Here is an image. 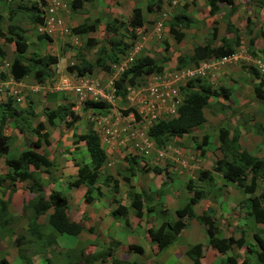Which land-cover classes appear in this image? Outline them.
I'll return each mask as SVG.
<instances>
[{
	"label": "rangeland",
	"instance_id": "1",
	"mask_svg": "<svg viewBox=\"0 0 264 264\" xmlns=\"http://www.w3.org/2000/svg\"><path fill=\"white\" fill-rule=\"evenodd\" d=\"M17 1L0 0L1 16L6 17L8 10H13ZM25 1L39 3L40 0ZM43 1L45 2L46 0ZM71 1L60 0L63 6V9L60 11V19L63 20V23L55 31H52L50 36L47 35L49 36V40L43 39L37 42L34 39L35 33L41 32L31 27L26 22L24 15H21L19 12L14 15L11 21L24 30L27 38L28 48L24 55H22L23 60L29 58L32 52H36L42 56H53L57 60L55 64L47 66L46 69L49 72V77L44 78L41 85L38 86L40 88L35 93H31V88L37 83L34 77L29 75L28 78L23 80L22 87H15L17 94L19 93L21 97L23 96L25 104H28L30 99H36L38 96V100L35 101V106L37 107L43 106L42 92H51L52 95L46 98L47 102L53 103L60 100L59 102H62L59 103L62 104L60 106L70 105V110L74 111L79 117L76 122L68 126L63 125V123L58 124V121L55 120V129H51L44 122L45 130L48 133L50 132V150L52 151L55 146L59 149H61V146L71 148V144L68 146V142L71 143V139L67 140L68 135L73 133L77 135L82 134L90 126L98 134L100 146L106 154L105 163L99 169V177L90 192L92 197L91 202H85V186L79 185L77 188H68L66 186V178L69 177L68 182L73 181L75 170H77L69 165L71 162L69 152L63 151L61 156L58 157L55 155L54 160L60 161H55V176L62 179L52 177L50 182L55 180L53 182V190L62 193L67 200L69 209L73 210L74 208L72 219L80 222L84 229L87 230L86 224H88L89 218H95L92 221L94 223L89 227L91 231L96 229L104 231L107 226L105 222L109 220V229H105V232L102 233V236L106 239V244L110 241V245L106 247L114 249L115 246H118L120 258H124L128 254L126 253L128 246L132 245L131 240L133 243L137 242V246L145 250L147 248L150 252V259L146 254H143L142 257L139 255L135 256L136 259L139 257L138 261L143 264H177L178 261L173 254V247L175 244L181 243L180 240L183 236L187 237L184 240L189 243L205 244L206 238L202 231L201 222L198 220V215L207 206L216 209L215 216L218 220V232L220 236H233L236 238L239 233L246 243L254 244L251 234L263 228L260 236L264 238V227L254 225L250 219L245 218L247 212L246 199L261 192L264 184L257 179L254 193L244 195L240 188L222 179L220 173L212 171L214 162L221 155L218 151V142L216 140V130L219 127H227L228 129L236 127L240 134V148L256 157L264 156V133L262 138L255 133L257 126H262L264 129V99L262 101L257 100L252 91L253 84H256L260 79L264 82V0L234 1L235 12L230 17L229 22V28H232L231 34H227L225 24L228 21L222 15H208V9L205 6L204 0H163L161 8L156 13L144 14V25L137 31L136 39L132 40L130 38L127 31L128 28L125 32L124 30H119L117 35L122 36V40L128 48L126 47L123 53L117 54L116 63H112L111 61L105 62L110 69L109 72H104L95 66L90 74L80 77L81 83H79L75 73H69L66 67L77 64L81 55L87 62L93 63L101 53L99 52L100 47L106 45L107 40L118 38L117 35L112 34L110 26L107 29L109 24H106L108 21L106 17L113 14L111 6L115 2L120 6L118 17H122V14L125 17L119 18L120 20L126 19L129 16L127 13L130 10L128 12L123 11L125 7L123 1L125 0H112L111 5H109L111 0H108V3L105 5L104 2L99 5L97 4L98 0H93V3L90 2L89 5H84L82 11H71L69 5ZM142 5L144 6V1H142ZM87 6H91L92 9ZM83 12H86L88 18H82ZM177 12H183L191 20L187 28L181 26L178 28L179 31L184 33L183 40L180 43H175L167 33V22ZM95 18L100 19L96 23L95 31L84 36H75L70 33L72 27L82 22H92ZM246 18H248V22ZM5 24L6 21L1 24L3 28ZM212 28H215L214 38L211 37ZM234 35L240 39V44L234 47V54L238 56L236 60L221 61V58H208L203 61L205 64H210V66L203 69L204 74L198 77L199 81L191 78L195 80L194 82L197 86L209 84L215 90V93H219V87L229 90L230 96L228 99L223 100L221 95L216 97L212 95L208 99V105L202 111L205 122L200 128L190 130L182 138L171 139L164 147H155L148 137H146L145 132L155 122L167 120L176 115V107L182 100L180 88L188 81L182 74L185 68L177 69V60L175 58L189 54L193 47L198 45L207 43L219 46L220 39H230L233 41ZM87 39H90L96 45L90 49L86 48ZM251 39L254 41L252 46L249 47L247 42ZM1 44L0 40V47L5 52V59L0 63L2 64L0 67L3 69V63L6 62L9 65L14 47L12 44ZM251 51H254L255 57L250 55ZM142 55H146L156 62H161L165 56L169 59H166L165 62L162 61L159 73L134 78L132 85H127L125 91L119 97L112 96L113 81L131 64L133 58ZM129 57L131 58V62L125 65L124 61ZM213 62L214 65L212 64ZM199 65L193 68L197 69L200 67ZM251 67L256 69L258 73L256 79L250 72ZM3 71V74H5L7 69ZM77 84L82 88V84H94L96 91L103 95L102 97H96V102L103 103L105 107L101 109L91 108L84 111L82 109L83 102L88 101L91 97L84 89L80 91V94L75 93L74 88ZM3 93L6 94V90ZM34 94L36 96L32 97L31 95ZM61 94H63L62 97ZM1 96L2 94L0 93ZM5 96L0 98V106L6 100L7 96ZM10 98L13 99L12 96ZM12 101L15 107L16 104H20L21 106L24 102L22 100L16 102L15 99ZM150 102L152 103L153 110L149 108ZM30 103L32 102L30 101ZM30 106L24 109L28 110ZM44 106L46 107L38 108V117L48 110L55 109L54 103H47ZM69 117H67V120H70ZM41 118L44 121L45 117L43 115ZM38 120L39 118L36 119V121ZM71 120H73L72 117ZM204 136L206 137V143L198 149L197 145L200 144ZM54 140V145H51V142H54ZM147 141L151 143L150 146L145 145ZM77 147L78 150L77 153L75 152L73 160L81 165L87 162L88 159L84 154V144L79 142ZM25 149H38V147H36L34 142H29L25 146ZM16 151H18L16 147L10 150L9 156H15L17 154ZM132 157L135 158L133 177L130 176L127 162V159ZM65 160H68V162ZM202 170L212 173L213 185L204 184L196 180L198 171ZM105 177H111L107 185L103 184ZM124 177L129 179V182H126ZM42 178L46 180H43L45 183L48 182L47 172L42 173ZM112 180H115L114 184H112ZM189 180H191L192 190L197 188L202 189L206 197L193 207L194 217L186 221L184 228L186 233L182 232L179 234L181 239H178L168 249L155 254L157 249L153 247L150 250L149 243L152 244V242L145 239L146 234H148V230L146 234L145 230L149 227L155 228L162 219L169 224L176 223L175 209L180 208L191 196L185 189V184ZM248 180L247 178L246 183ZM38 182L43 186L42 180H38ZM113 185L116 186L115 189ZM46 186L49 185H45L44 187ZM129 186H132L133 192L137 191L145 194L146 201L142 207L143 211L140 218H135L133 211L129 209ZM47 189L48 187H46V191L44 192L45 195L49 193ZM23 191L24 189L21 185L16 186L14 196L18 198H12L13 200L15 199V204L8 208V213L14 217L15 224H11L14 233L13 238L15 239L16 236L24 235L28 240H35L26 229L27 220L24 218L19 219L21 206L25 204V200H21ZM0 198L4 199L1 193ZM111 198L126 208V215L124 217L118 214L112 215L114 214L113 209L115 205L111 202ZM154 200L157 203H153ZM147 208L152 210L151 213L146 211ZM117 221L118 225L122 228L111 231ZM35 222L45 229L42 236L38 239L39 244H45L46 239L50 238L49 233L51 232H48L43 216L38 217ZM127 223L131 228L126 226ZM133 228L135 229L134 231L132 230ZM87 236L88 239H86ZM192 236L197 239L192 240ZM36 242L37 240L33 244L27 243L26 246L14 247L9 239L1 240L0 257H3L6 252L12 253V249L16 253L17 248L20 250L24 248L25 252L23 256L28 259L30 258V261L32 254L39 252L37 251L38 246ZM55 242V245L47 246L42 251L44 255L46 254L49 257L50 264H57V260L61 259V255L70 251L68 249L74 250V253L81 250L87 256L104 253V248H102L104 247L102 246L104 242H102V238L100 234H97V231L94 233L84 231L78 237L56 236ZM117 243L120 244L118 245ZM88 245H90V248H87ZM207 246H205V249ZM206 254L205 260H208L210 256ZM16 255L18 258L20 257L17 253ZM35 259L34 262L36 264H46L44 259H41V256Z\"/></svg>",
	"mask_w": 264,
	"mask_h": 264
},
{
	"label": "trees",
	"instance_id": "2",
	"mask_svg": "<svg viewBox=\"0 0 264 264\" xmlns=\"http://www.w3.org/2000/svg\"><path fill=\"white\" fill-rule=\"evenodd\" d=\"M10 1V0H8ZM133 5L130 9V14L126 19L119 20L106 17L108 20L106 24H109L113 35H117L119 30H125L128 28V34L132 40L136 39L137 31L140 30L144 25V14L156 13L163 4V0H131ZM144 1V6L142 5ZM235 0H204L205 6L207 7V13L209 16L216 14L222 15L228 22L225 24L227 34L232 33V28H229L230 17L235 12L234 2ZM90 0H72L69 5L71 11L80 10L84 3H89ZM45 5L43 0L39 3L18 0L13 10H8L6 17H2L0 14V40L1 45H10L14 47L13 56L7 67L5 74L0 72V80L6 79V74L13 81H20L29 75L34 77L37 84H41L44 78L49 77V72L46 69L48 65L55 64L57 62L55 57L42 56L36 52H32L26 60H23L22 55L28 48L27 38L25 32L16 23L12 22L14 15L19 12L24 15L26 22L36 30L43 24L42 7ZM100 19L95 18L92 22H82L70 29V33L75 36H84L88 33L95 31L96 23ZM6 21L4 28L2 23ZM248 22V18H246ZM191 23L189 16L183 12H177L174 16H171L167 22V33L175 43H180L183 40L184 33L179 31L178 28H187ZM105 28V27H104ZM106 30V29H105ZM35 31V30H33ZM34 39L41 41L43 39L49 40V36L45 33H35ZM118 38L107 40L106 45L100 47V55L95 59L93 63L87 62L83 56H79L77 64L67 66L66 70L69 73H75L78 77H84L90 74L95 66L99 67L104 72H109L106 61L116 63V56L118 53H123L126 47L121 35H117ZM211 37H215V28H212ZM219 46H213L210 44H203L193 47L191 52L184 56H177L176 67L180 68H193L196 67L200 62L208 58H220L234 55V47L240 44L239 37H233V41L230 39H220ZM253 39L247 42L248 46L251 47ZM96 44H93L90 39L86 41V48L90 49ZM252 57H255L254 51L250 52ZM5 59V52L0 47V63ZM169 58L165 56L162 61H166ZM156 62L152 58L142 55L133 58L131 64L122 71V73L113 81L114 96L119 97L122 92L125 91L127 85H132L134 78L142 75L159 73L161 71V64L163 62ZM1 65V64H0ZM250 72L256 79L258 73L256 69L251 67ZM195 81V80H194ZM194 81L186 82L184 87L180 88L182 92V100L176 107V115L173 118L167 120H159L149 126L146 130V137L150 142L157 148L164 147L170 142L171 139L182 138L187 135L190 130L198 129L205 122L203 116V109L208 105L209 97L222 96L223 100L228 99L230 91L219 87V93H215V90L211 88L209 84L197 86ZM199 81V79H197ZM264 82L260 79L256 84H253V95L257 100L262 101L264 99ZM7 97L6 100L1 104L0 108V158H4V164L8 168V172L0 177V190L1 195L4 199L0 198V237H5L11 234V224H15L13 218L8 213L10 206V200L12 195L16 191V186L21 183L30 180V185L24 187L25 191H28L33 195L25 204L21 207V214L19 219L24 218L27 220L26 229L33 236L35 240H28L24 235L16 236L12 241V246L18 247L21 245L26 246L33 244L37 240L39 252H42L45 247L56 244V236L65 235L68 237H75L80 232H89L90 229L85 230L82 224L70 219L67 216L66 198L59 191L53 190L52 177H55L56 170H54L55 155L49 154L45 149L48 146L49 133L43 128L42 122H35L34 126H31V122L26 120L27 116L31 115L29 110H19V108L13 105V99ZM104 104L100 102L84 101L83 110L88 109H101L104 108ZM70 105L58 106L53 110H48L42 115L45 117L44 122L50 127H54V121L57 120L58 124L63 123L66 126L76 122L79 117L77 114L70 110ZM24 115V116H23ZM34 116V115H33ZM31 116V117H33ZM70 116V117H69ZM67 117L70 120H67ZM71 117L73 120H71ZM19 119L21 122V128L19 131L30 132L35 136L42 144L44 149L38 152L36 149H25L18 152L15 156H7L8 147H10L11 140L9 137L4 136L3 129L9 121ZM216 140L218 142V151L220 157L214 162L212 171L220 173L222 179L228 183L234 184L235 187L240 188L242 194L250 195L253 194L256 189V180L264 184V156L256 157L247 153L245 150L240 148L239 145V130L234 127L228 129L227 127H219L216 130ZM260 138L263 137L264 129L262 126H257L255 132ZM206 137L202 138V141L197 148L199 149L206 142ZM84 144V154L87 157V162L79 164L75 160L71 161V165L75 170V178L73 181L68 182L66 178V186L68 188H77L79 185L86 187L85 190V202H90L92 197L90 192L92 191L93 185L96 182L98 171L101 166L105 163L106 154L100 146L98 134L94 132L92 127H88L82 134H72L71 144L74 151L78 150V143ZM59 148H53L55 153ZM202 153V151H200ZM56 157H58L56 155ZM57 162V161H56ZM128 170L130 176H134L135 158H128ZM47 172L48 182L47 184L49 193L44 194L45 188L38 180L42 173ZM55 172V173H54ZM54 173V174H53ZM50 174V176H49ZM77 175V176H76ZM42 177V175H41ZM247 178L249 179L246 183ZM43 179V178H42ZM111 177H105L103 184L107 185ZM126 182L129 179L124 177ZM213 176L210 171L202 170L198 171L196 180L203 182L204 184L213 185ZM44 180V179H43ZM46 181V180H44ZM55 181V180H54ZM114 184L115 180H112ZM38 182V183H37ZM191 180L185 184V189L191 196L187 201L180 207L175 209L174 215L177 218L176 223L169 224L167 221L162 219L158 227L148 229V234L145 239L150 240L157 249L158 252L166 250L169 246L173 245L179 236L180 231L185 226L187 220L194 217L193 207L201 200L205 199L206 194L202 189L192 190ZM35 184V185H34ZM34 185V186H32ZM115 185L113 188L115 189ZM97 190V188H95ZM128 198H129V209L133 211L135 218H140L143 211V205L146 201L145 194L143 192H133L132 186L128 187ZM213 200V199H212ZM111 202L115 205L113 209V216L118 214L121 216L126 215V208L122 206L118 201L111 198ZM247 212L245 218L250 219L254 225H261L264 227V188L255 196H251L246 199ZM153 203H157L156 200ZM159 203V202H158ZM146 211L151 213L152 210L147 208ZM246 211V210H245ZM216 209L207 206L200 215L198 220L201 222L202 231L206 238V245L216 251L218 256H222L218 260V264H264V238L260 236L262 230L258 229L257 232L251 234V239L254 244H248L245 242L242 235L238 233V237L228 236L222 237L218 232V220L215 216ZM43 216L48 232L50 231V238L46 239L45 244H39L38 239L42 236L45 229L38 225L35 221L38 217ZM197 217V216H196ZM17 219V218H15ZM126 224V221H125ZM128 226V223L127 225ZM129 227V226H128ZM116 244V243H114ZM119 245V243H117ZM110 243L104 244V253L101 255L87 256L84 255L81 250L74 253V250L68 249V253L61 255V259L57 260V264H96L105 263L108 260L109 264H143L138 259L133 261H120L114 254L118 249L115 246L114 249L106 247ZM241 250V251H240ZM24 248L21 250L17 248V254L21 257L23 264H32L31 260L24 257ZM126 253L133 254L135 256L142 254L141 247L132 244L127 248ZM33 255V254H32ZM183 255L187 258L188 264H200L202 256V244L194 243L188 245L184 250ZM63 262V263H62ZM0 264H6L5 260L0 257Z\"/></svg>",
	"mask_w": 264,
	"mask_h": 264
},
{
	"label": "crops",
	"instance_id": "3",
	"mask_svg": "<svg viewBox=\"0 0 264 264\" xmlns=\"http://www.w3.org/2000/svg\"><path fill=\"white\" fill-rule=\"evenodd\" d=\"M47 1V2H46ZM45 1V5H46V3H47V5L49 4V0H46ZM60 1V0H59ZM114 1V0H113ZM116 1V0H115ZM90 2H92L93 3V0H90ZM90 2L89 3H84L83 4V6L84 5H86V4H90ZM104 2V5L106 4V3H108V0H98L97 1V4H101V3H103ZM111 3H112V0H111V2L109 3V5H111ZM123 3L125 4V7L123 8V11H129L130 9H131V7H132V5H133V2L131 1V0H125V1H123ZM44 5V6H45ZM83 6H82V8L80 9L81 11H82V9H83ZM88 8H90V9H92V7L91 6H87ZM111 9H112V12H113V14L110 16L109 15V17H111V19L112 18H115V19H119V18H125L124 17V14H122V17H118L119 16V11H120V6H119V4L117 3V2H115L114 3V5L113 6H111ZM96 11H98L97 9H96ZM118 14V15H117ZM128 15L130 14V11L127 13ZM58 15L60 16V12L58 13ZM82 18L83 19H86V18H88V16L86 15V12H83L82 13ZM120 20V19H119ZM230 20V19H229ZM63 20H61V22H62ZM63 23V22H62ZM54 30H55V28H54ZM238 56L236 55V54H234V55H232V56H230V57H228V58H225V60H227V61H230V60H232V59H235L236 60V58H237ZM10 61V60H9ZM4 62V61H3ZM4 65L2 66L3 67V69L0 67V72L1 73H3L4 71V69H7L6 67H8V64L5 62V63H3ZM2 65V64H1ZM70 75V74H69ZM70 76H72V75H70ZM6 77H7V80H5V79H3V80H0V82L1 83H6L7 85H8V88H7V90H6V94H4V93H1L2 94V96H7V97H10V96H12L13 97V99H15V101L16 102H19V101H24L23 102V104H21V106H20V104L19 105H17L16 104V107L17 108H19V110H22V109H24L25 107H27V106H30V104H32V106H30V108L28 107V111L30 110L31 111V115H29V116H27V118H26V120H28V118H29V121L31 122V126H33L34 125V123L35 122H42L43 123V128H45V124H44V121H43V119L41 118L40 119V117H42V115H39L40 117H38V114H37V110H38V108L39 107H41V108H43V107H46V106H44L45 104H47V103H50V104H55V107L54 108H56L57 106H60V105H62V104H59V103H62V102H59V101H54L53 103H51V102H47V100H46V98H48L49 97V95H52L51 94V92H42L43 94H42V96H41V98H42V101H43V103H42V105L43 106H35V101L36 100H38V96L36 97V99H34V98H32V99H30L29 100V103H30V101L32 102V103H28V104H25V100H24V98H23V96L21 97V94L19 95V93L18 94H13L15 91L17 92V90H16V88L15 87H22V82H23V80L25 79H22V80H20V81H13L9 76H8V74H6ZM78 77V76H77ZM26 78H28V77H26ZM78 79V81L80 80V77H78L77 78ZM64 80V79H63ZM26 82V81H25ZM25 85V84H24ZM41 84H36V85H34L31 89V93H35L36 91H37V89L38 88H40V87H38V86H40ZM24 87V86H23ZM8 92V93H7ZM59 93H61V92H59ZM62 95L63 94H61V97H62ZM1 96V97H2ZM5 96V97H6ZM32 97H34V96H36V94H34V95H31ZM0 97V98H1ZM15 104V103H14ZM0 110H1V108H0ZM25 110H27V109H25ZM34 115V116H33ZM24 116V115H23ZM31 116H33V117H31ZM37 118H39V120L38 121H36V119ZM61 124V123H60ZM54 125H55V123H54ZM64 125V124H63ZM50 127V126H49ZM21 128V122H20V120L17 118L16 120H14V121H9V122H7V124L5 125V128L3 129V135L4 136H7V137H9V140L10 139H12L11 140V145H10V147H8V154H7V156L6 157H8L9 156V153H10V150H12L13 148H17L18 149V151L19 152H21V151H23V150H25V146L27 145V143H29V142H34V144H36V147H38V149H36L38 152H41L42 151V149H44V147H43V144L35 137V136H33L32 134H30V132H28V130H26V131H19V129ZM51 129H55L54 127H50ZM73 134H75V133H73ZM49 138H50V132H49ZM49 138H48V146H46L45 147V149L47 150V152H48V154H49V157L51 158V155H57V156H61V154H62V152L64 151V152H69V156H70V158H71V161L74 159V157H75V152L76 151H74V149H73V146H72V144L71 143H69L68 142V146H69V144H71V148H65V147H63V146H61L60 148L61 149H59L57 152H55V153H52L53 152V150L51 151L50 150V143H49ZM68 139H71V141H72V134H69L68 135V137H67V140ZM69 141V140H68ZM54 143H55V140H54V142H51V145H54ZM23 144H25V145H23ZM53 147V146H52ZM18 151H16V153H18ZM57 162H60V161H58V160H56ZM62 161V160H61ZM66 162H68V160H65ZM69 165H71V162H70V164ZM72 166V165H71ZM8 172V168L6 167V165L4 164V158L3 157H1L0 158V177H3V175L5 174V173H7ZM55 173V172H54ZM53 173V174H54ZM75 174V173H74ZM42 175V174H41ZM41 175H39L40 176V179L39 180H42V183H43V187L45 186V185H48L47 183H45L44 181H43V179H42V177H41ZM49 176H50V174H49ZM60 176H61V173H60ZM58 179H62V178H60V177H58ZM54 182V181H53ZM21 185V187H23V189H24V187L26 186H28V185H30V180H27V181H25V182H23V183H21L20 184ZM53 186V184L51 185V187ZM45 188V187H44ZM45 191H46V188H45ZM0 193H1V190H0ZM3 197V196H2ZM16 196H14V194L12 195V197H11V200H10V206L12 205V206H14V202H15V199H17L18 197H16ZM33 197V195L31 194V193H29L28 191H23V195L21 196V200L23 201V200H25V203L29 200V199H31ZM12 198H15L14 200L12 199ZM92 201V200H91ZM90 201V202H91ZM23 205V204H22ZM122 205V204H121ZM9 206V207H10ZM11 206V207H12ZM22 207V206H21ZM73 211H74V208H73V210L72 209H68L67 210V216L70 218V219H72V214H73ZM21 213V212H20ZM76 215V214H75ZM74 215V216H75ZM11 217L12 218H14L13 217V215L11 214ZM95 220V218H89V220H88V224H86V226L88 227V228H86L87 230L88 229H90L89 227H90V225L92 224V223H94V222H92V221H94ZM80 221V220H79ZM12 222H14V221H12ZM108 222H109V220L107 221V222H105L106 224H107V226L105 227V229L106 230H108L109 229V227H110V225H108ZM80 223V222H79ZM119 223H118V221H117V223H115L114 225H113V227H112V229H111V231H114V230H117V229H121L122 227L121 226H119L118 225ZM83 226V225H82ZM158 227V224H157V226H156V228ZM129 228H131L130 226H129ZM184 228H185V226L183 227V229L180 231V233L179 234H181L182 232H184V233H186L185 231L186 230H184ZM105 229H104V231H99L98 229H96V230H90L89 232H91V233H94L95 231H97V234H100V236H101V238H102V242H104V244H106V239L102 236V233L103 232H105ZM203 229V228H202ZM133 231L135 230L134 228L132 229ZM82 232H84V231H82ZM81 233V232H80ZM79 233V234H80ZM203 233H204V231H203ZM78 234V235H79ZM87 234H89V233H87ZM78 235H77V237H78ZM14 237V233H13V231L11 232V234L10 235H8V236H5V237H0V241L1 240H7V239H9L10 241H11V243H12V241H13V238ZM68 237V236H67ZM76 237V236H75ZM193 237V239L192 240H195V239H197V238H194V236H192ZM185 238H187L186 236H183L182 237V239H181V237H179L178 236V238L176 239V241L178 240V239H181L180 241H181V243H177V244H175L176 243V241L174 242V247H173V254L175 255V257L177 258V264H179V262H181V264H188V260H187V258L183 255V252H184V250L187 248V246L188 245H191V244H194V243H189V242H187L186 240H184ZM86 239H88V236L86 237ZM129 240H131V239H129ZM101 242V243H102ZM107 243H110V241H108ZM120 244V243H119ZM131 244H135V245H138L137 244V242L136 243H133L132 242V240H131ZM150 244V250L153 248V247H155V245L152 243H149ZM201 244V243H200ZM173 245H171V246H173ZM171 246H169V247H171ZM205 246H207L206 245V243L205 244H202V258H201V260H200V264H218V260L222 257V256H218L217 255V253H216V251H214L211 247H209V246H207V248L205 249ZM140 247V246H139ZM168 247V248H169ZM87 248H90V245H88L87 246ZM167 248V249H168ZM142 249V254H141V256L140 257H142L143 256V254H146L147 256H148V258L150 259V252H149V250L146 248V250L144 249V248H141ZM204 249H205V253H204ZM93 250V249H92ZM118 250H119V248H118ZM118 250L116 251V252H114V254L117 256V258L120 260V261H133V260H136V257H135V255H131V254H127L124 258H120V254L118 253ZM122 250H123V248H122ZM213 250V252H211ZM95 251H96V249H95ZM153 253V252H152ZM160 252H156L155 254H159ZM207 253V254H206ZM205 254L206 255H208V256H210V258H208V260H205L206 258H205ZM41 256V259H44V261L46 262V264H50V260L48 259L49 257L45 254L44 255V253H42V252H37L36 254H33L32 255V257H31V263L32 264H36V262H34V260H36L35 258H38V257H40ZM1 258H3L4 260H5V262H6V264H23L22 262H21V258L19 257L18 258V256L16 255V253L13 251V249H12V253H9V252H6V254L2 257L1 256ZM17 261H19L18 263H17ZM173 262V261H172ZM103 264H109V262H108V260H106L105 261V263H103ZM174 264V263H173Z\"/></svg>",
	"mask_w": 264,
	"mask_h": 264
},
{
	"label": "built area",
	"instance_id": "4",
	"mask_svg": "<svg viewBox=\"0 0 264 264\" xmlns=\"http://www.w3.org/2000/svg\"><path fill=\"white\" fill-rule=\"evenodd\" d=\"M62 7L63 6L61 5L60 1H58V0H50L48 5L46 3V5L42 7L43 24H42V26L38 27L37 31L41 32V33H46V35L50 36V33L52 31H55L56 28H58L60 26V24H62L60 16L58 15V13L63 9ZM54 28H55V30H54ZM227 60H225V58L221 59V61H227ZM129 62H131L130 57L124 61V64L126 65ZM199 64H200L199 65L200 67L197 69L184 70V72H182L184 78L190 79V78H195L197 76L201 77L204 74L203 69H205L207 66H210V64H205L204 62H201ZM212 64L214 65V62ZM207 71H209V70H207ZM79 83H81V80H79ZM82 86H83V88L79 84H77L74 88V91H75V93L80 94L81 93L80 91L82 89L86 90V92H88L90 97H91L88 99L89 101L96 102L97 101L96 97H102L103 96L102 93L99 94V92L96 91V87L94 84H90V85L82 84ZM7 88H8V85L6 83L0 82V93H3V91L7 90ZM112 88H113V85H112ZM13 94H17V92L15 91ZM112 96H114V89H112ZM149 108L151 110H153V106H152L151 102L149 103ZM90 116L93 117L92 114H90ZM145 145L150 146L151 143H148V141H147Z\"/></svg>",
	"mask_w": 264,
	"mask_h": 264
},
{
	"label": "clouds",
	"instance_id": "5",
	"mask_svg": "<svg viewBox=\"0 0 264 264\" xmlns=\"http://www.w3.org/2000/svg\"><path fill=\"white\" fill-rule=\"evenodd\" d=\"M220 58H221V59H223V58H228V56H227V57H220ZM215 61H216V60H215ZM202 62H204V61H202ZM200 63H201V62H200ZM187 69L192 70V69H194V68H192V69H191V68H185V70H187ZM198 77H199V76L195 77V80L198 79ZM187 80H188V81H194V80H192L191 78H190V79H187ZM188 81H187V82H188ZM185 84H186V83H185ZM185 84H184V86H185ZM184 86H182V87H184ZM94 132H95V131H94Z\"/></svg>",
	"mask_w": 264,
	"mask_h": 264
}]
</instances>
